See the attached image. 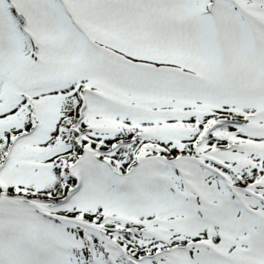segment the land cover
Returning a JSON list of instances; mask_svg holds the SVG:
<instances>
[{
	"label": "snow or ice",
	"instance_id": "obj_1",
	"mask_svg": "<svg viewBox=\"0 0 264 264\" xmlns=\"http://www.w3.org/2000/svg\"><path fill=\"white\" fill-rule=\"evenodd\" d=\"M0 264H264V0H0Z\"/></svg>",
	"mask_w": 264,
	"mask_h": 264
}]
</instances>
